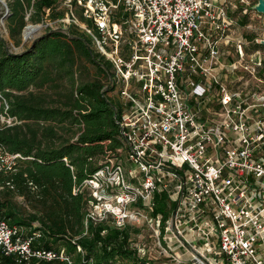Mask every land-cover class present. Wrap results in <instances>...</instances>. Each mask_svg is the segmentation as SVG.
Instances as JSON below:
<instances>
[{
    "label": "built area",
    "instance_id": "1",
    "mask_svg": "<svg viewBox=\"0 0 264 264\" xmlns=\"http://www.w3.org/2000/svg\"><path fill=\"white\" fill-rule=\"evenodd\" d=\"M255 1L64 0L67 24L81 22L72 3L83 8L92 27L82 29L120 85L124 148L83 181L85 221H143L155 264H264V14ZM7 107L0 94V124L19 122ZM23 158L0 145V170ZM163 192L170 213L152 215ZM39 236L0 218L5 255L71 264L62 249L34 247Z\"/></svg>",
    "mask_w": 264,
    "mask_h": 264
},
{
    "label": "trees",
    "instance_id": "2",
    "mask_svg": "<svg viewBox=\"0 0 264 264\" xmlns=\"http://www.w3.org/2000/svg\"><path fill=\"white\" fill-rule=\"evenodd\" d=\"M5 1L6 27L13 38L21 34L25 16L33 23L46 17L60 21L68 10L64 0ZM72 7V14L92 27L83 8L75 2ZM82 61L94 67L92 80L77 78ZM111 75L112 64L73 22L65 29H48L19 52L10 51L0 34V94L8 104L6 113L19 121L0 124V145L24 156L14 169L0 170V218L29 235L39 231L34 247L62 249L71 264H155L133 245L139 228L85 221L91 194L81 187L83 181L124 148L115 121L118 101L106 95L114 86L105 89L100 77L111 82ZM58 86V98L48 94L49 87ZM154 202L152 215L167 217V194L156 193ZM0 264L63 262H17L0 251Z\"/></svg>",
    "mask_w": 264,
    "mask_h": 264
},
{
    "label": "rangeland",
    "instance_id": "3",
    "mask_svg": "<svg viewBox=\"0 0 264 264\" xmlns=\"http://www.w3.org/2000/svg\"><path fill=\"white\" fill-rule=\"evenodd\" d=\"M0 13H3V8L0 9ZM25 17H26L25 18L26 19L25 25L28 24V22L33 23L28 19L27 16H25ZM66 21H67V15L64 17V19L62 18L60 21H57V20L53 21V20H50L49 18L46 17L44 19V21L39 22L40 24H42V26L39 30V33L36 35V37L34 39L45 34V31H48V29L57 30L58 28H61V27H62V29H65L67 26ZM253 22H255V20H253ZM44 23H46L47 25H43ZM33 24H35V23H33ZM80 24H79L80 28H83L82 26L84 23L80 22ZM0 34L6 40L8 49L12 52L13 51H22V50H24V48L29 47V45L32 44V42L34 41V39H32V38H29L26 41H23L22 40L23 39L22 33L18 37H15V38L11 37L10 34L8 33V30L6 27V18L3 21L0 20ZM79 64H81V68H80L78 76H77V78H79V80H92L94 77L97 76L94 67L90 63L82 61ZM100 77L105 84V87H104L105 89L107 88V86L111 85L109 79L105 78L104 76H100ZM59 84L61 85V83H59ZM119 88H120V85H117L115 87V89L107 92L106 95H108V97L113 98L114 101H116L118 99L117 91L119 90ZM33 90L37 94H39V92H40L37 89H33ZM58 90H59V86L55 87L53 89L51 87H49L48 94L50 95V92H51V94H53L51 96L58 98L57 96H55V95H57ZM54 91H55V93H54ZM129 225H133V226L139 228L138 233L135 235L136 236L135 240L138 244L142 245L141 247L144 249V252L142 251L141 253H144L145 257H148V258L151 257L152 258V253H150V252H153V250H156V247H155V242H154L155 239L153 237V232L150 229V227L147 226L146 223H143V221H139V222L131 221L129 223ZM26 232H27V229H26ZM160 259L164 260V257H160Z\"/></svg>",
    "mask_w": 264,
    "mask_h": 264
},
{
    "label": "water",
    "instance_id": "4",
    "mask_svg": "<svg viewBox=\"0 0 264 264\" xmlns=\"http://www.w3.org/2000/svg\"><path fill=\"white\" fill-rule=\"evenodd\" d=\"M3 8V13H0V20L3 21L5 18H6V15L8 14V11H9V8H8V4L5 0H0V9ZM251 8L254 10H257L258 12L264 14V0H256L255 3L251 6ZM43 25H47L46 23H44ZM34 26H42V24L40 23H30L28 22V24L24 25L22 30H21V33H22V37H23V41H26L27 40V36L25 35L26 31L28 28H33ZM36 37V36H35ZM35 37H33L32 39H34ZM35 40V39H34ZM260 42H262L264 44V38H262L260 40ZM16 52H19V51H16Z\"/></svg>",
    "mask_w": 264,
    "mask_h": 264
},
{
    "label": "bare ground",
    "instance_id": "5",
    "mask_svg": "<svg viewBox=\"0 0 264 264\" xmlns=\"http://www.w3.org/2000/svg\"><path fill=\"white\" fill-rule=\"evenodd\" d=\"M40 28H41L40 26L39 27L34 26L33 28H28L27 31L25 32L26 33L25 35L28 37L27 39L35 37L39 33Z\"/></svg>",
    "mask_w": 264,
    "mask_h": 264
}]
</instances>
